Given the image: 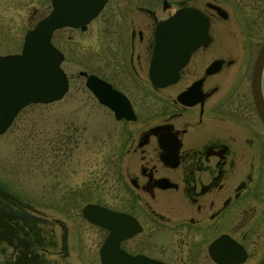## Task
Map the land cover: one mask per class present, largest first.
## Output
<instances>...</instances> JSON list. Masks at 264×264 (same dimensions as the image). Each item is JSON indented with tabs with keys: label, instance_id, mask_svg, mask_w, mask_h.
<instances>
[{
	"label": "flooded vegetation",
	"instance_id": "flooded-vegetation-1",
	"mask_svg": "<svg viewBox=\"0 0 264 264\" xmlns=\"http://www.w3.org/2000/svg\"><path fill=\"white\" fill-rule=\"evenodd\" d=\"M180 11L206 20L208 41L173 82L157 87L150 79L157 26ZM67 29L69 58L83 68L84 83L91 75L102 80L136 117L121 120L137 128L114 161L115 204L108 189L89 203L117 214L118 236L130 234L119 251L136 264H258L264 123L252 80L264 45V0H107L84 30ZM261 91L264 100V65ZM21 192L0 181V264H103L111 231L84 217L88 203L78 205L87 194L61 204L54 187L36 199Z\"/></svg>",
	"mask_w": 264,
	"mask_h": 264
},
{
	"label": "rangeland",
	"instance_id": "rangeland-1",
	"mask_svg": "<svg viewBox=\"0 0 264 264\" xmlns=\"http://www.w3.org/2000/svg\"><path fill=\"white\" fill-rule=\"evenodd\" d=\"M50 7V0L42 5L35 0H0V56L19 53L24 31ZM68 34L67 28L56 31L53 37L61 41L52 44L65 55L61 67L72 77L69 89L60 101L21 110L0 136V181L28 199L39 198L42 189L51 187L57 188L61 204L89 195L79 199L78 207L98 202L108 189V203L115 204L114 161L125 145L122 138L137 124L117 121L86 88L79 76L83 68L69 58ZM228 36L223 40L232 45Z\"/></svg>",
	"mask_w": 264,
	"mask_h": 264
},
{
	"label": "water",
	"instance_id": "water-1",
	"mask_svg": "<svg viewBox=\"0 0 264 264\" xmlns=\"http://www.w3.org/2000/svg\"><path fill=\"white\" fill-rule=\"evenodd\" d=\"M107 0H52V11L26 33L20 54L0 56V136L11 126L17 114L31 104H50L60 101L68 91V78L60 65L64 55L51 43L55 31L81 28L96 17ZM206 20L193 13L180 11L156 30V41L150 79L164 87L176 79L190 53L207 42ZM264 65V45L254 65L252 91L256 109L264 123V100L261 76ZM97 101L114 114L117 121H135L130 102L111 86L95 76L85 83ZM107 215L106 223L101 219ZM84 217L96 225L106 226L111 234L102 249L103 264H136L135 257L119 251L121 238L117 234V214L94 204L83 208ZM227 261L223 264H229ZM258 264H264V257Z\"/></svg>",
	"mask_w": 264,
	"mask_h": 264
}]
</instances>
